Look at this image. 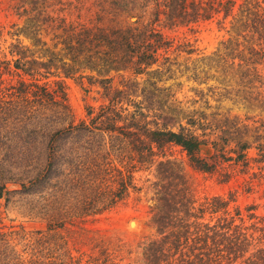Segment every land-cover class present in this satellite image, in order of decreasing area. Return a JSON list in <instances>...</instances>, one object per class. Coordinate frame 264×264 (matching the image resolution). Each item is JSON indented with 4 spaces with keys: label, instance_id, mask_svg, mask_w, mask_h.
Listing matches in <instances>:
<instances>
[{
    "label": "trees",
    "instance_id": "1",
    "mask_svg": "<svg viewBox=\"0 0 264 264\" xmlns=\"http://www.w3.org/2000/svg\"><path fill=\"white\" fill-rule=\"evenodd\" d=\"M12 1L17 2L19 16H29V27L22 32L49 60L10 62L0 57V203L23 201V215L43 223L45 229L26 231L16 220L0 215V264H120L101 246L89 252L72 249L73 230L141 193L136 173L157 163L161 186L155 191L151 222L161 239L144 247V264H264V218L254 213L256 207L246 209L247 221L240 209H230L232 200L222 197L197 207L174 170L175 159L157 162L179 148L199 172L216 173L230 163L227 169L240 166L242 173H248L250 136L259 152L254 161L264 163V137L253 136L260 128L250 135L252 129L229 114L220 115L219 120L213 114L209 120L197 111L198 116L189 119L193 130L175 132L167 128L173 118L162 115L166 101L157 102L161 114L149 120L138 105L134 112L123 107L125 103L136 107L129 97L135 96L137 82L112 92L110 81L104 79L100 84L108 104L97 113L89 110L87 120L75 122L64 85L56 83L51 88L31 74L40 66L63 70L70 77L83 66L93 69L92 55L102 54L100 73L130 70L134 77L155 76L152 92L145 96L151 100L161 78L171 76L172 66H178L167 56L172 43L157 29L161 18L170 26L215 20L221 25L230 20L228 32L247 44V53L232 57L230 69L238 57L243 82H261L256 66L264 63V0H96L98 7L104 10L107 5L114 16L136 14L138 19L129 26L98 32L58 26L65 35L59 54L68 57L71 64L67 66L37 38L45 23L40 22L38 0ZM149 11L152 18L146 21ZM191 47L186 45L188 50L183 52L193 54ZM232 144L235 148L228 151ZM222 176L226 181L230 178L228 172Z\"/></svg>",
    "mask_w": 264,
    "mask_h": 264
},
{
    "label": "rangeland",
    "instance_id": "2",
    "mask_svg": "<svg viewBox=\"0 0 264 264\" xmlns=\"http://www.w3.org/2000/svg\"><path fill=\"white\" fill-rule=\"evenodd\" d=\"M97 4L96 0H38L40 22H45L40 26L37 35L41 46L46 45L48 49L57 53L59 59H63V64L67 66L71 64L68 57L59 54L63 48L60 42L65 35L62 30L56 29L58 26L62 25L65 28L71 26L78 30L83 27L98 32L129 26L138 19L136 14L130 17L114 16L108 12L107 5L103 6V10ZM16 5L17 2L12 0H0V57L10 62L18 60L27 62L34 59L46 63L49 57L38 52L40 47H34L31 36L22 32L29 27V16H19ZM151 18L149 11L145 14L144 20ZM229 22L230 20H227L224 24L218 25L215 20L192 26H170L161 18L157 29L172 43L167 56L175 59L178 66H172L171 76L166 74L161 78L151 100L148 99L149 96L145 99V96L152 92L151 83L156 81L155 76L134 77L130 70L100 73L101 63L98 58L103 57L102 54L92 55L91 60L96 63L92 65L93 69L83 66L70 77H66L63 70H56L53 67L45 70L37 66L32 69L31 74L40 80V83L51 88H54L56 83L64 85L75 122L87 120L89 110L97 113L108 104L105 90L100 84L104 79L110 81L108 85L112 92L124 90L128 82H137L135 96L129 97L130 102L136 103V107L133 103L130 105L125 103L123 107L129 112H134L138 105L139 109L148 115L149 120L154 121L156 115L161 114L157 111V102L166 101L162 105L165 112L162 115L173 118L167 128L175 132L181 128L193 130L189 126V119L191 116H198L197 111H200L204 112L209 120H212L213 114L217 120L221 119L220 115L229 114L228 116L248 125L252 129L250 135L255 134L254 129L260 128L259 133L253 136L260 134L264 137V63L256 66L261 82H243L241 78L243 68L237 66L241 63L238 57L234 60L236 66L230 69L232 57H236L239 52L247 53V44L243 38H237L228 32ZM57 36L58 40L55 39ZM230 39L232 40L228 43ZM186 45H191L195 52L191 55L183 52L188 50L185 48ZM227 45L230 49L225 50ZM26 49L28 52L22 55L21 52ZM194 68L196 79L193 75ZM153 69H156V66ZM152 102L156 104L154 107ZM150 105L153 109L147 111L146 107ZM158 122L163 123L162 120ZM196 134L201 135L202 132L197 131ZM253 140L251 136L248 139L252 145L247 151L250 159L248 173H242L243 168L240 166L227 169L230 163L222 165V170L216 173L199 172L191 166L186 154L179 148L171 149L169 153L171 157L158 159L157 162L175 159L174 170L182 176L197 207L207 199L222 197L232 200L230 209L234 212L240 209L246 221L249 214L246 209L250 206L256 207L254 213L264 218V163L254 161L259 159V152L256 149L257 143H252ZM262 142L264 144V140ZM234 148L235 145L232 144L227 150ZM207 152V149L203 150V154ZM157 164L136 173V181L142 191L133 195L127 204L89 219L79 228H75L70 242L72 249L89 252L95 246H101L107 248L120 264H144V247L161 239L151 222L155 191L161 186ZM225 172L230 175L227 181L222 176ZM17 200L13 199L10 204L2 200L0 215L16 220L26 231L44 230L43 223L23 215V201Z\"/></svg>",
    "mask_w": 264,
    "mask_h": 264
},
{
    "label": "bare ground",
    "instance_id": "3",
    "mask_svg": "<svg viewBox=\"0 0 264 264\" xmlns=\"http://www.w3.org/2000/svg\"><path fill=\"white\" fill-rule=\"evenodd\" d=\"M138 225V224H137Z\"/></svg>",
    "mask_w": 264,
    "mask_h": 264
}]
</instances>
